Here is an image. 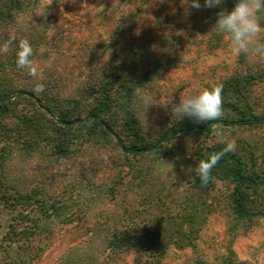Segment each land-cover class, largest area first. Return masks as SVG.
<instances>
[{"label":"rangeland","instance_id":"rangeland-1","mask_svg":"<svg viewBox=\"0 0 264 264\" xmlns=\"http://www.w3.org/2000/svg\"><path fill=\"white\" fill-rule=\"evenodd\" d=\"M1 1L0 45L27 38L39 76L17 67V43H10L0 54V90L32 91L42 83L44 91L34 93L54 114L92 107L94 86L107 81L114 85L106 117L124 144L156 142L180 120L163 105L202 88H222L224 115H264V59L232 54L228 38L212 28L216 19L207 22L186 0H28L11 17ZM121 80L138 85L128 112L119 106ZM137 90L159 104L148 108V122ZM46 121L27 99L0 117V264H225L227 257L264 264V188L254 199L257 213L240 218L230 204L232 183L198 189L193 170L196 151L224 138L263 178L264 124H218L132 156L112 135L87 128H58L47 133L54 141L36 144L27 131ZM18 194L34 199L12 201ZM123 238L124 247L112 246Z\"/></svg>","mask_w":264,"mask_h":264},{"label":"trees","instance_id":"trees-1","mask_svg":"<svg viewBox=\"0 0 264 264\" xmlns=\"http://www.w3.org/2000/svg\"><path fill=\"white\" fill-rule=\"evenodd\" d=\"M184 0H172L171 4H182ZM187 1V0H186ZM236 0H223L222 5L216 6L213 8L201 7L200 10L205 12V18L207 22H211L217 19L216 13L221 10V8L229 9V6L234 7ZM28 3V0H3L1 1V12H5L7 10L9 12V17L13 15L14 12L18 11L24 7L23 4ZM201 5L204 4V0H200ZM67 4V3H65ZM194 11V8H191ZM14 11V12H13ZM194 13V12H193ZM182 19H187L189 16L183 13L180 15ZM148 62H143L142 67H145ZM1 68V65H0ZM122 69V68H121ZM120 96L122 99V104H120V109L122 111L128 112L129 104L132 102L134 98V89L137 86H131V80H121L120 82ZM129 83V84H128ZM108 82L100 83L99 86H94L96 93H98V97L96 99V103L81 112L77 113L73 112H59L54 114L52 109L49 106H42V102L39 97L31 90H15L12 93H7L5 91L0 90V117L7 110V107L10 104H13L15 100L18 99H27L35 103V105L39 109V115L42 118H45L46 124L44 122L36 123L32 125V131H27L32 133L35 137V143L39 140L51 139L52 137H48V132H59L58 128L64 130H81L87 128L91 131V133L102 132L104 134L112 135L115 139V145L117 148L123 153L130 154L132 156H137L142 154L143 152L148 151L150 148L157 147L162 142H168L174 137H185L192 136L195 134L208 133L212 130L214 125H223V126H234V125H261L264 124V115H256L251 111H243L238 110L236 116H228L224 115L223 118L209 121L206 123H197L196 121L184 117L179 120L177 123L172 125L171 127L165 129L159 136L158 140L151 145L144 144L141 142H131L129 144H124L120 137L113 130L112 125L108 121L106 114H111L109 107V98L111 96L110 91L114 85L112 82L107 86ZM99 87V88H96ZM89 87L83 89L84 91L88 90ZM94 89V88H92ZM238 109V108H235ZM66 113V114H65ZM40 120L41 117H39ZM49 121V122H48ZM128 125H132L134 123L133 119L129 118ZM49 130V131H48ZM31 135V136H32ZM48 137V138H46ZM53 147L57 151L63 149V143L53 142ZM224 147V144L219 145L217 147H208L205 149H198L196 151V156L198 161L201 159H207L208 156L213 152H218ZM212 179L208 183L207 186H202L199 178H195V186L198 189L210 187L213 185L215 181H228L232 183L233 188L231 192L230 204L233 209V212L240 218L250 219L252 215L257 213V205L254 204L255 196L258 193V187L262 186L264 188V177L259 178V176L253 172L248 171L247 163L242 159V157L236 152L232 151L226 153L217 165L212 169L211 172ZM2 194V197H5L7 200L10 196L6 194ZM31 194V193H29ZM23 195L18 194L13 196L12 201H16L17 203H21L23 200L27 201L30 199H34V194L32 195ZM31 196V198H30ZM8 201V200H7ZM6 201V202H7ZM262 211V208H259ZM10 233V232H9ZM14 235L13 233H10ZM125 238L122 240H114L112 241V246L117 249H121L124 247ZM12 240V238H11ZM225 264H250V263H242L240 261H234L231 257L226 258Z\"/></svg>","mask_w":264,"mask_h":264},{"label":"clouds","instance_id":"clouds-1","mask_svg":"<svg viewBox=\"0 0 264 264\" xmlns=\"http://www.w3.org/2000/svg\"><path fill=\"white\" fill-rule=\"evenodd\" d=\"M223 0H204L201 5L200 0H187V5L191 8L200 9L201 7L213 8L222 5ZM261 13H264V0H236L234 7L229 11L221 8L216 13L217 19L212 27L217 34L228 38L230 51L239 56L252 55L264 59V25L261 24ZM177 35H182L177 32ZM168 39L170 36L165 34ZM10 43H17L15 63L18 68L27 70V74L34 79L39 76L38 65L31 59L33 48L27 38L16 37L11 40H5L0 45V54L9 52ZM32 91L39 95L44 91V84L36 83ZM222 88L217 85L210 88H202L179 98L178 103L172 102L171 113L177 115L180 120L188 117L197 123H206L223 118V100ZM136 99L144 106L143 118L147 121L146 112L149 107L159 105L154 102V98L147 91L137 90ZM148 122V121H147ZM221 143L224 147L211 153L207 159L199 160L197 166L193 169L196 177L202 186H207L211 177L212 169L217 165L220 159L229 152L235 150V142L222 138Z\"/></svg>","mask_w":264,"mask_h":264}]
</instances>
